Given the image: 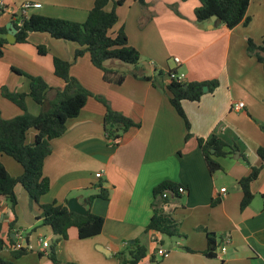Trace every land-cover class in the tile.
Instances as JSON below:
<instances>
[{
  "label": "crops",
  "instance_id": "crops-1",
  "mask_svg": "<svg viewBox=\"0 0 264 264\" xmlns=\"http://www.w3.org/2000/svg\"><path fill=\"white\" fill-rule=\"evenodd\" d=\"M26 2L40 5L29 9L27 17L41 15L77 23H83L93 7V0H0V29L5 30V39L6 25L17 23L19 8ZM145 4L143 7L128 0L115 9L118 21L111 33L123 28L128 44L141 56L136 67L116 61L106 63L125 74L122 84L105 82L87 53L70 68V75L85 89L105 99L114 111L138 123L139 128L125 132L117 146L109 145L103 129L105 107L94 97L88 98L79 115L67 122L65 133L50 142L51 153L43 163V175L50 186L40 203L66 205L71 198L83 203L97 193L100 184L107 190L108 200L95 199L90 211L104 219L101 233L80 240L74 229L69 237L84 244L81 248L89 264H119L115 258L128 251L125 243L138 240L144 245L147 238L150 246H156V254L159 246L163 249L160 234H145L144 229L152 215L153 188L169 181L186 191L179 194L170 210L181 226L187 224L182 229L189 250L185 253L199 258L191 264H264V166L256 154L259 147H264V73L246 51L248 39L256 44L264 39V0L251 2L247 9L249 23L233 29L211 21L196 23L197 0H146ZM112 7L110 3L105 10ZM38 47L46 53L40 54ZM77 49L76 43L56 40L45 33H30L26 43L6 42L0 58V117L9 120L22 114L1 96L2 87L11 93L28 91V78L12 69L42 78L50 89L46 97L52 100L56 90L64 86L54 75L53 59L72 62ZM174 69L187 82L219 83L199 102H182L190 124L191 138L187 141L184 122L171 106L167 91L133 76L135 73L152 80L156 70L166 73ZM163 83L167 85L168 78ZM24 102L30 115L39 114V107L30 98ZM237 103L244 107L235 109ZM35 134L34 130L27 132V144L33 143ZM212 135L231 147L228 156L217 158L221 170L214 174L209 173L197 144L198 139ZM0 162L11 177L22 175V167L9 156L0 155ZM251 167L259 168L257 179L250 184L253 199L240 210L242 192L238 182ZM97 173L100 178L95 177ZM228 180L232 185L225 188L222 185ZM15 194L17 206L13 210L6 200L0 201L5 249L12 250L8 241L11 237L15 244L28 242L32 252L31 240L36 235L44 251L40 241L54 239L51 229L42 226L40 212L22 186L15 187ZM214 200L218 203L212 205ZM211 234L216 242L214 258L203 255ZM150 257L154 262H149ZM150 257L143 263L159 264L154 253Z\"/></svg>",
  "mask_w": 264,
  "mask_h": 264
},
{
  "label": "trees",
  "instance_id": "trees-1",
  "mask_svg": "<svg viewBox=\"0 0 264 264\" xmlns=\"http://www.w3.org/2000/svg\"><path fill=\"white\" fill-rule=\"evenodd\" d=\"M126 1L128 0H93V7L83 23L31 15L29 17H19L18 24H14L17 29L16 43H26L30 33H45L53 39L73 42L79 46V49L74 53L72 62L59 58L53 59L54 75L63 81L64 86L62 89L56 90L52 100H48L46 97L47 91L50 89L42 78L28 76L16 69H12V71L25 76L29 80L27 93H11L6 88H1V96L17 106L22 114L9 120L0 117V155L12 158L22 167L23 173L20 177L13 178L6 172L0 162V201L6 200L10 209H15L17 206L15 187L17 185L22 186L30 201L37 206L42 226H47L52 231L54 242L50 246L51 251L48 259L54 264L57 263L56 247L60 242L67 240V233L70 229L76 230L77 238L80 240L92 238L101 233L104 219L93 214L90 207L95 199L108 200V192L99 184L96 187L97 193L84 199L83 203L89 209L87 216L69 212L65 204L55 202L41 204L40 198L49 191L50 186L48 178L43 175L44 160L51 153L50 142L65 133L67 122L79 115L90 97H94L105 107L103 129L105 139L109 145L117 146L119 139L125 132L140 126L120 112L114 111L105 99L94 96L70 75L73 62L85 53L89 55L91 64L102 72L103 80L116 85L122 84L125 74L107 67V62L116 61L133 67L138 65L141 59L140 53L128 44L124 29L120 28L117 33H111L112 28L118 21L115 9L122 6ZM131 1H136L143 7L146 5V0ZM197 1L199 6L194 9L196 23L209 22L210 18L215 16L217 19L216 24L233 29L239 24L247 25L249 23L247 9L250 3L256 0ZM110 3L113 7L110 11H106L105 7ZM4 35L5 30L0 29V58L6 44ZM38 51L40 54L46 53L42 47H38ZM246 51L249 57L255 58L261 65L264 73V39L261 40L260 44L248 39ZM177 75L178 72L174 69L168 70L166 73L156 70L152 80L137 76L135 73L133 76L141 80L152 81L153 86L162 91H167L171 106L184 122L186 129L185 141H187L191 138L190 124L182 108V102H199L203 95L214 92L219 83L217 80L187 82L179 80ZM165 77L168 78L167 85L163 83ZM204 87L208 89L206 93L203 92ZM25 98H30L39 107L40 112L38 115L33 116L27 112ZM262 129L264 128L262 127ZM29 130L36 132L32 144L26 142ZM197 144L209 173L214 174L221 170L217 158L228 156L231 153V147L215 135L206 140L198 139ZM226 148H229V151H226ZM256 154L262 166H264V147H259ZM242 159L247 162L244 156ZM250 170V173L238 182L242 192L240 210L246 208L253 199L250 184L257 179L259 168L251 167ZM180 189L183 188L169 181H163L153 188L152 215L144 229L145 234L156 232L169 238L178 236V223L173 219L170 207L175 200L180 198ZM217 203V200L212 201V205ZM12 226L9 225V229ZM214 238L212 234L207 236V247L203 252L206 257H216ZM8 241L12 247L16 245L13 238L8 237ZM27 245L28 242L19 249H12L9 252L10 259H0V264H13L14 260L30 253L31 251L27 248ZM5 246V239L2 237V225L0 224V252L5 249ZM184 249L189 251L187 248ZM38 256L42 257V252H38ZM116 258L119 264H144L143 262L147 258V248L145 245L140 244L138 240H134L132 244H128V251L117 254ZM153 260V257H150L149 262L152 263Z\"/></svg>",
  "mask_w": 264,
  "mask_h": 264
},
{
  "label": "rangeland",
  "instance_id": "rangeland-1",
  "mask_svg": "<svg viewBox=\"0 0 264 264\" xmlns=\"http://www.w3.org/2000/svg\"><path fill=\"white\" fill-rule=\"evenodd\" d=\"M172 59V58H170ZM172 63V62H171ZM173 64V63H172ZM232 185V183L228 180L227 182L223 183L222 186L225 188H229ZM174 217V216H173ZM174 219H176L174 217ZM178 223V236L174 238H169L165 235L160 234V239L163 240L162 248L165 251H169V257L167 259H163L161 256H158L156 254V246L151 245L147 242V238H144L143 243L147 248V259L148 261L150 255L152 253L155 254L156 262L159 264H191L192 261L197 262L199 258H195V256H190L185 253V246L186 242L183 240L185 237L183 235V230L185 229L186 223L181 224L178 220H176ZM183 229V230H182ZM28 233V231H26ZM71 233H75L74 229H70L67 233V240L64 242H61L55 250L57 263L58 264H89L88 260L86 259L84 255V250L81 248L84 244L82 242L78 241H71V238L69 235ZM37 236L34 235L32 241V244L34 246V250L31 253H28L24 257L20 258L19 260H14L13 264H51L50 261H48V255L50 254V246L54 242V239L45 238L46 241L49 243V246L43 251L40 247V244H38ZM176 244V245H175ZM38 250H41L43 252L42 258H39L37 255ZM0 259L2 260H8L10 259V253L8 249H3L0 252ZM104 261L105 258H103ZM118 262V259L115 258ZM145 262V261H144ZM155 264V263H154Z\"/></svg>",
  "mask_w": 264,
  "mask_h": 264
},
{
  "label": "built area",
  "instance_id": "built-area-1",
  "mask_svg": "<svg viewBox=\"0 0 264 264\" xmlns=\"http://www.w3.org/2000/svg\"><path fill=\"white\" fill-rule=\"evenodd\" d=\"M40 5L39 4H32V3H29V2H26V3H23L20 8H19V13H20V17L23 16V17H27V13H28V10L31 9V8H39ZM174 62L176 64H179V60L177 58H174ZM177 78L179 80H184V75L183 74H179L177 75ZM244 107L243 103H237L234 105V108L237 109V110H240ZM96 178H100L101 177V174L100 173H97L95 175ZM179 192L181 194H185V191L183 189H180ZM221 192H224V189H221ZM151 240L154 242H156V239L154 238H151ZM41 242V246L43 249H46L48 246H49V243L47 241H40ZM25 245V244H24ZM24 245H21L19 243H17L15 246L11 247V249H19L21 246H24ZM125 245H128V243H125ZM27 248L30 250V247L29 245H27ZM221 251H225L224 248L221 249ZM168 252L161 249V247L159 246L158 249H157V255L161 256L162 258H167L168 257Z\"/></svg>",
  "mask_w": 264,
  "mask_h": 264
},
{
  "label": "water",
  "instance_id": "water-1",
  "mask_svg": "<svg viewBox=\"0 0 264 264\" xmlns=\"http://www.w3.org/2000/svg\"><path fill=\"white\" fill-rule=\"evenodd\" d=\"M216 20L217 19L215 16L210 18V21L213 24L216 22ZM6 29H7L6 42L9 44L14 43L16 41L15 35L17 33V29L12 24L6 25ZM207 90H208L207 87L203 88L204 93H206ZM66 207L69 212H72V213H75L81 216H87L89 213V209H87L83 203H80L77 198L69 199L66 203Z\"/></svg>",
  "mask_w": 264,
  "mask_h": 264
}]
</instances>
